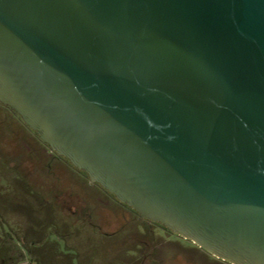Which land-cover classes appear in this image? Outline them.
I'll return each instance as SVG.
<instances>
[{
  "label": "water",
  "instance_id": "water-1",
  "mask_svg": "<svg viewBox=\"0 0 264 264\" xmlns=\"http://www.w3.org/2000/svg\"><path fill=\"white\" fill-rule=\"evenodd\" d=\"M0 103L140 219L264 264V0H0Z\"/></svg>",
  "mask_w": 264,
  "mask_h": 264
},
{
  "label": "rangeland",
  "instance_id": "rangeland-1",
  "mask_svg": "<svg viewBox=\"0 0 264 264\" xmlns=\"http://www.w3.org/2000/svg\"><path fill=\"white\" fill-rule=\"evenodd\" d=\"M0 124L6 135L0 142V264H135L139 241L161 242L158 264L186 263L180 248L162 245L164 233L55 162L13 113L0 111ZM52 182L70 184L79 201L59 196L55 202L46 186Z\"/></svg>",
  "mask_w": 264,
  "mask_h": 264
},
{
  "label": "flooded vegetation",
  "instance_id": "flooded-vegetation-1",
  "mask_svg": "<svg viewBox=\"0 0 264 264\" xmlns=\"http://www.w3.org/2000/svg\"><path fill=\"white\" fill-rule=\"evenodd\" d=\"M3 109L4 110H7V111H10L11 113H13L14 114V116L17 118V119H19L20 120V118L18 117V115L16 114V113H14L13 111H11L6 105H3L2 103H0V111H3ZM21 121V120H20ZM22 122V121H21ZM26 127V126H25ZM28 130H29V132L31 133V134H33L35 137H36V139H37V142H39V143H41L43 146H44V148H47L46 150L47 151H49V153H50V155H51V157L53 158V160H56L55 162H57V163H59V164H61V165H63L64 166V168H66L68 171H71L72 172V174H74V176H76V178H81V179H83L89 186H95V187H97L102 193H103V196H104V194L106 195V196H108V197H110L115 203H113V204H117L119 207H122V208H124V209H126L127 211H129V212H131V213H133V215L135 216V218L136 219H139L140 220V222H144V223H146V224H149V225H151V226H153V228H155V229H157V230H159V231H161L162 233H164L165 234V237H167V239H169V238H171V237H173V238H176V239H183L182 237H180V236H178V235H175L174 233H172V232H170L169 230H167L166 228H164V227H162L161 225H159V224H157V223H153V222H149V221H147V220H143V219H140L139 217H138V215L133 211V210H131L130 208H128V207H126L125 205H123V204H121V203H119L114 197H113V195H111V194H109L108 192H106L104 189H102L99 185H97V184H95V183H90L89 182V180H88V178H87V176H86V174L84 173V172H82V171H79V170H77L76 168H74L65 158H63V157H60V156H58V155H56L54 152H51L50 150H49V148H48V146L47 145H45L43 142H41L39 139H38V137L36 136V134H35V132H33L32 130H30L28 127H26ZM6 137V135L3 133V125L2 124H0V142L3 140V138H5ZM47 169H48V166H47V168L45 169V174H46V171H47ZM48 176V175H47ZM49 179H51V178H49ZM70 184H68V185H66V184H63V183H61V182H52V183H47L46 184V186H51L52 188H51V190H53V192H52V197L54 198V200H55V202L56 201H58L59 199H60V197L59 196H61V197H64L65 199H67V200H70V198H75V201L77 202V201H79L78 200V198H77V195H76V192H74L73 190H72V187H70L69 186ZM41 188L43 189V186L41 185ZM60 191V192H59ZM32 193V192H31ZM63 195V196H62ZM66 200V201H67ZM53 202V201H52ZM64 202H65V200H64ZM68 202V201H67ZM65 204H69V203H65ZM76 204V203H75ZM73 208H74V206H73ZM153 233V232H152ZM183 240H185V241H189V240H186V239H183ZM157 242H159V241H157ZM189 242H191V241H189ZM139 243V247H137L135 250H136V253L135 254H137V253H140V252H147V254H150V253H152L153 251H154V248H155V243L154 244H152V245H148V244H145V242H141V241H139L138 242ZM192 243V242H191ZM193 244V243H192ZM195 245V244H194ZM196 246V245H195ZM198 247V246H197ZM199 248V247H198ZM201 249V248H200ZM202 251H204L203 249H201ZM204 252H206V251H204ZM206 253H208V252H206ZM209 254V253H208ZM209 255H211V254H209ZM213 256V255H212ZM213 257H215V256H213ZM216 259H218V260H220V261H222V262H224V263H227V264H229L228 262H226V261H223V260H221V259H219V258H216Z\"/></svg>",
  "mask_w": 264,
  "mask_h": 264
},
{
  "label": "crops",
  "instance_id": "crops-1",
  "mask_svg": "<svg viewBox=\"0 0 264 264\" xmlns=\"http://www.w3.org/2000/svg\"><path fill=\"white\" fill-rule=\"evenodd\" d=\"M176 239V238H175ZM169 239L165 240L164 242L162 241V245L163 246H167L168 244H170L173 248H180L182 251L179 252V254H182L186 260V263L185 264H198V259H202V260H205L204 262H206V264H226L220 260H217L216 257H214L215 259L214 260H210V258L213 259V256L212 255H209L208 253L202 251L200 248H198L196 246V248H192V247H182L180 245V243L176 242V241H168ZM176 240H179V241H185L183 239H176ZM145 244H147V242H145ZM161 244V242H160ZM159 242L155 243V248H154V251L150 254H147V252H140V253H137V257H136V261H135V264H158L160 259L159 258H156L155 254L156 251L160 248ZM194 245V244H193ZM189 255H191L189 257ZM194 258H196L194 261ZM203 263V261H202ZM201 263V264H202ZM161 264H164V263H161Z\"/></svg>",
  "mask_w": 264,
  "mask_h": 264
}]
</instances>
